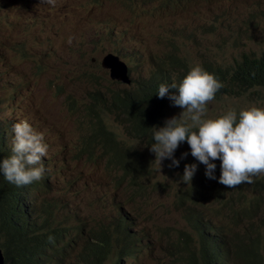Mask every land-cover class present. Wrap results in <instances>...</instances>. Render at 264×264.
<instances>
[{
    "label": "rangeland",
    "instance_id": "obj_1",
    "mask_svg": "<svg viewBox=\"0 0 264 264\" xmlns=\"http://www.w3.org/2000/svg\"><path fill=\"white\" fill-rule=\"evenodd\" d=\"M169 13L173 14L170 21H151L144 28L132 23L133 13L120 0H56L54 7L0 0V127L9 118L23 115L43 134L48 178L30 193L39 198L44 192L60 208L56 220L66 218L70 228L79 224L81 232L74 244L88 233L103 238L113 232L116 218L123 217L133 235L123 238L113 232L111 252L103 264H111L122 248L125 251L123 245L133 236L138 252L135 261L124 264H170L167 241L172 228L182 225L174 199L185 186L177 179L179 167L152 165L149 174L136 169L131 172L136 183L131 184L120 180L115 167H104L110 149H94V160L79 152L86 126L68 100L83 99L91 88L81 74L98 75L104 90L120 87L103 81L104 74L89 58L104 49L116 50L128 56L134 65L132 76L137 78L154 56L173 49L181 50L187 65L201 64L207 57L228 61L238 52L264 49V0H222ZM105 31L115 34L108 36ZM248 102L223 97L206 115ZM103 117L120 133L122 148H142L144 137L129 132L119 112L105 111ZM181 156L174 155L180 164L187 160ZM165 163L170 165L171 160ZM195 196L192 202L200 207L219 200L213 192ZM240 200L233 196L230 203Z\"/></svg>",
    "mask_w": 264,
    "mask_h": 264
},
{
    "label": "clouds",
    "instance_id": "obj_2",
    "mask_svg": "<svg viewBox=\"0 0 264 264\" xmlns=\"http://www.w3.org/2000/svg\"><path fill=\"white\" fill-rule=\"evenodd\" d=\"M120 1L133 13L132 23L145 28L151 21H170L173 17L169 13L171 10L187 9L201 3L217 5L222 0ZM13 2L17 6L44 4L54 7L56 4V0ZM209 25L212 27L211 22ZM111 33L115 34L113 31H105L108 36ZM50 36L51 34L47 35L48 38ZM263 51L264 49L258 52L241 51L228 61L207 57L201 64L187 65L188 59L181 50L173 49L162 56H154L149 68L134 78V65L128 56L113 49H104L98 55L90 57L89 62L104 74V78H101L103 81L120 87L104 90L99 84L98 75L83 72L81 75L91 88L83 99L68 100L86 126V134L78 142L80 153L86 154L81 151L80 142L88 140L92 132L98 133L101 129L112 132L120 146L121 135L104 119L105 111L119 112L131 133L133 122H138L151 133L150 143H144L141 149L128 150L120 146L124 151L145 150L150 155L146 170L135 167L126 173L119 169V165L106 164L112 151L110 148H103L98 139L92 141L93 157L94 149H110L102 163L105 168L115 167L120 180L136 183L131 172L138 169L141 173L149 174L152 165L170 170L179 167L177 179L185 189L176 196L186 192L188 187L193 188L197 180V191H193L184 204L179 203L176 197L174 199L180 207L182 225L172 228L167 241L165 250L172 256L170 264H189L187 256L200 254L204 247L210 248L211 254L219 252L221 260L226 262L223 248L230 246L236 237L242 235L248 221L257 226L254 246L264 260V223H259L260 219L264 222V104L254 103L244 95L227 91L211 71H218L241 85L252 84L256 79L257 59ZM243 55L251 63L252 73L248 77L240 74L238 62ZM45 81L50 84L47 78ZM16 94L15 92L14 95ZM262 94L264 98V90ZM223 97L242 98L249 102L237 109L206 115L208 108L215 107V103ZM32 125L30 118L19 115L9 118L3 129L0 127V184L3 183L12 192L11 204L2 208L4 217L17 224L26 221L29 226L26 247L29 252L40 256L41 264H83L79 261L81 258L87 260L86 264H103L111 252V246L109 254L100 263L94 254L86 252L88 244L93 241L100 243L102 237L98 240V236L88 233L79 244H74L75 237L81 232L79 224L70 228L66 218L56 220V212L60 208L44 192L39 198L30 193L46 184L49 168L45 158L48 145L44 142L43 134L37 132ZM176 153H181V159L187 160L180 164V160L174 158ZM165 160H171V164H166ZM163 165L166 167H161ZM256 178L261 181L251 194L254 203L250 207L251 195H233L241 198L239 203H230L232 196L229 199L231 205H218L221 198L213 191V186L220 191H227L241 184H253ZM210 192L219 198L213 205L200 207L192 202L196 193ZM188 201L193 204L187 205ZM187 206L189 208L186 209ZM119 220L124 222L127 236L116 230ZM112 231L121 234L123 238L133 235L121 216L116 218ZM46 232L54 235L51 245L44 244ZM113 232L104 235L111 236V243L115 237ZM0 238L2 264H6L3 249L7 242L2 232ZM134 240L135 236L123 245L126 250L133 249L128 253L122 248L123 252H119L111 264L135 261L138 249L137 239L135 243ZM49 241L52 242V237H49ZM8 254L9 263L13 264V254L9 249Z\"/></svg>",
    "mask_w": 264,
    "mask_h": 264
},
{
    "label": "trees",
    "instance_id": "obj_3",
    "mask_svg": "<svg viewBox=\"0 0 264 264\" xmlns=\"http://www.w3.org/2000/svg\"><path fill=\"white\" fill-rule=\"evenodd\" d=\"M239 69L240 74L243 77H248L252 73L251 63L247 56L243 55L240 59ZM212 73L218 78L223 88L227 91L244 95L251 99L254 103L264 104V98L262 91L264 90V51L260 53L257 59L256 79L252 84L241 85L231 79H227L222 73L211 70ZM130 130L134 135L143 136L145 138V144H149L151 141V133L143 128L138 122H133ZM91 137L88 140H82L80 142L81 151L87 154L88 159H93L92 156V141L98 139L103 148H110L112 151L106 160V164L119 165V169L124 173L135 169L137 167L140 170L147 169V161L149 160V154L144 151L133 150L131 152L124 151L118 145V141L112 132L101 129L100 132H92ZM146 172V171H142ZM253 184H241L232 190L220 191L215 186L212 187L213 191L221 198L218 205H231L229 199L233 195L238 197H245L251 195L261 179H254ZM197 180L193 188L188 187L187 191L177 195L176 200L184 204L189 197L192 196L193 191H197ZM12 192L10 188L3 183L0 184V232L3 233L7 245L3 249L4 262L9 263L8 249L13 254V264H41L40 256L28 251L26 247V234L29 229L26 221H22L21 224L12 223L4 217L3 207H8L11 204ZM254 203V198L250 197L249 207ZM193 204L190 201L187 205ZM189 206L186 207V209ZM260 224H263V220H259ZM116 230L122 233L124 236L128 235V231L123 221L119 220L116 226ZM257 231V226L254 222L248 221L243 230L242 235L236 237L234 242L227 247L223 248V252L227 257L226 262L221 260L219 252L211 254V249L208 247L202 248V251L198 255H188L187 260L189 264H264L262 257L256 252L254 246V234ZM49 237H52V242L49 241ZM54 235L50 232L44 233V244H53ZM111 236H104L100 243L93 241L86 246V252L94 254L99 263L102 262L110 252ZM133 248L127 249L125 252H130ZM171 251H173L171 249ZM120 252H123L122 250ZM54 255V254H53ZM61 260V259H60ZM59 260V263H60ZM83 264L87 263L84 258L79 259ZM116 264V263H115Z\"/></svg>",
    "mask_w": 264,
    "mask_h": 264
},
{
    "label": "water",
    "instance_id": "obj_4",
    "mask_svg": "<svg viewBox=\"0 0 264 264\" xmlns=\"http://www.w3.org/2000/svg\"><path fill=\"white\" fill-rule=\"evenodd\" d=\"M0 264H2V257H1V254H0Z\"/></svg>",
    "mask_w": 264,
    "mask_h": 264
}]
</instances>
